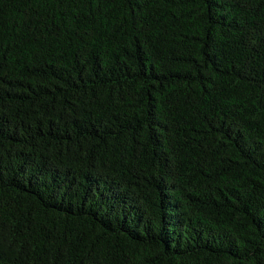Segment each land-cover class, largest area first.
<instances>
[{
  "label": "trees",
  "instance_id": "1",
  "mask_svg": "<svg viewBox=\"0 0 264 264\" xmlns=\"http://www.w3.org/2000/svg\"><path fill=\"white\" fill-rule=\"evenodd\" d=\"M0 264H264V0H0Z\"/></svg>",
  "mask_w": 264,
  "mask_h": 264
}]
</instances>
